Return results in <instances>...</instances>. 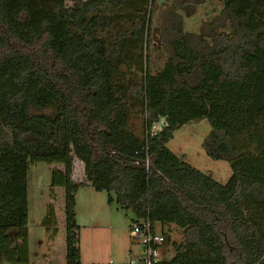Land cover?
Instances as JSON below:
<instances>
[{
    "label": "trees",
    "instance_id": "trees-1",
    "mask_svg": "<svg viewBox=\"0 0 264 264\" xmlns=\"http://www.w3.org/2000/svg\"><path fill=\"white\" fill-rule=\"evenodd\" d=\"M205 1L0 0V264H30L37 162L63 166L50 188H64V264H81L75 194L85 182L133 221L181 229L180 242L161 229L162 264H264V0H246L244 15L241 0H219V14L184 31L182 14ZM156 8L169 52L152 72ZM203 118L206 154L230 163L225 183L166 146ZM75 158L84 181L72 178ZM41 224L56 235L52 204Z\"/></svg>",
    "mask_w": 264,
    "mask_h": 264
},
{
    "label": "rangeland",
    "instance_id": "rangeland-1",
    "mask_svg": "<svg viewBox=\"0 0 264 264\" xmlns=\"http://www.w3.org/2000/svg\"><path fill=\"white\" fill-rule=\"evenodd\" d=\"M69 3V1H68ZM221 2L219 0H206L198 5L194 14L186 16L182 14L184 31L197 33L203 21H208L220 13ZM249 9L246 0H241L239 15H244ZM162 9L151 10V31L149 36L151 71L154 72L163 65L169 48L165 47L164 39L158 27ZM226 30H229L226 28ZM162 44V46H160ZM153 45L158 47L156 50ZM160 46V47H159ZM131 122L135 131L141 135L144 131V119L139 112L131 115ZM211 125L208 119L190 121L176 129L173 137L166 146L178 158L191 164L194 168L209 175L220 183H225L232 174L229 161L224 159H213L205 152L203 143ZM60 163L37 162L31 164L28 170V243L31 259H44L37 257L36 253H51V259H56V263L63 264L65 255V222H64V188H50L51 173L53 169H62ZM72 178L74 181L85 180L84 168L81 161L74 159ZM88 186H80L77 191V201L75 204L76 220L79 225L77 231L78 246L80 249V260L83 263H106L112 260L115 264H123L127 261L126 256L136 255L141 246L133 241L130 235V225L134 220V214L130 210L117 208L115 203L108 202V195L105 191H95L87 182ZM54 195V196H53ZM57 205L56 227L57 233L53 239L54 248L50 250L47 245L51 238L52 227L45 231L41 224L44 210L47 211L48 204H52L55 212L54 201ZM160 229V227H157ZM165 233L171 237V241L180 242L183 240L181 229L174 225H167L163 228ZM50 233V234H49ZM44 240L41 245L40 241ZM52 241V240H51ZM168 250V249H167ZM165 258L170 259L172 251Z\"/></svg>",
    "mask_w": 264,
    "mask_h": 264
},
{
    "label": "built area",
    "instance_id": "built-area-1",
    "mask_svg": "<svg viewBox=\"0 0 264 264\" xmlns=\"http://www.w3.org/2000/svg\"><path fill=\"white\" fill-rule=\"evenodd\" d=\"M159 129V123L151 126V131L153 132ZM130 235L133 241L140 244L141 249L137 255L128 254L126 256L127 261L123 264H162L166 235L161 229L157 228L149 219H140L133 221L130 225ZM95 264L115 263L109 260L106 263Z\"/></svg>",
    "mask_w": 264,
    "mask_h": 264
},
{
    "label": "crops",
    "instance_id": "crops-1",
    "mask_svg": "<svg viewBox=\"0 0 264 264\" xmlns=\"http://www.w3.org/2000/svg\"><path fill=\"white\" fill-rule=\"evenodd\" d=\"M81 181V180H80ZM84 181V180H83ZM82 186H88L87 185V182L84 183V185ZM54 189V194H56V187L53 188ZM78 191V190H77ZM54 196V195H53ZM75 199L77 201V192L75 194ZM53 203H54V207H55V214L57 216V205H56V201H55V198H51L50 199ZM44 214H45V210H44ZM43 214V216H44ZM45 228V227H44ZM46 231V229H45ZM56 236V235H55ZM55 236L51 237L50 239H48L47 241V245L50 246V250H53L54 248V242H53V239L55 238ZM52 240V241H51ZM41 245L44 243V240H41L40 241ZM139 251V250H138ZM130 253L129 254H132V251L130 250L129 251ZM138 253V252H137ZM136 253V255H137ZM37 257H40V256H43L44 259H31L30 258V264H58L56 263V259H51V253L48 252V253H43V252H38L36 253ZM80 263L81 264H87V263H83L81 262V260L79 259ZM65 263V255H64V259H63V264ZM88 264H95L94 262H91V263H88Z\"/></svg>",
    "mask_w": 264,
    "mask_h": 264
},
{
    "label": "water",
    "instance_id": "water-1",
    "mask_svg": "<svg viewBox=\"0 0 264 264\" xmlns=\"http://www.w3.org/2000/svg\"><path fill=\"white\" fill-rule=\"evenodd\" d=\"M163 0H159V2H162Z\"/></svg>",
    "mask_w": 264,
    "mask_h": 264
}]
</instances>
